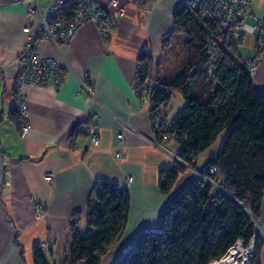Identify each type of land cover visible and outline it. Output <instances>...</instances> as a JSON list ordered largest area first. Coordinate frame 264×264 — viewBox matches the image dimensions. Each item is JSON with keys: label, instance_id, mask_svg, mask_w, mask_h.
<instances>
[{"label": "crops", "instance_id": "obj_1", "mask_svg": "<svg viewBox=\"0 0 264 264\" xmlns=\"http://www.w3.org/2000/svg\"><path fill=\"white\" fill-rule=\"evenodd\" d=\"M117 1L124 15L117 18L106 41L93 24L84 23L69 43H58L57 50L50 43L40 45L39 56L56 61L62 82L58 88L50 81L23 89L28 128L22 132L21 123L11 118L19 72L16 59L27 41L24 27L37 23L26 17L25 4L0 0V264H33V248L42 243L48 244L43 252L48 264H71V226L86 233L89 199L98 179L129 192L122 237L129 227L148 228L158 222L174 194H160L158 172L176 161L178 146L155 140L150 115L136 89V69L145 51L152 59L153 76L171 81L178 74L184 53L175 59L164 56L161 41L172 30L173 12L186 0ZM108 2L98 0L113 16L116 9ZM255 9L263 16L264 0H255ZM241 39L238 55L246 61L254 54L255 35L243 34ZM251 79L264 94V48ZM80 81L92 87V96ZM184 104L183 97L174 93L162 112L171 120ZM93 124L99 138L96 146L84 132ZM219 146L220 138L196 157V167L207 164ZM49 173L54 175L51 183L43 179ZM188 176L190 180L175 192L195 177ZM31 200L42 206L39 220ZM258 217L262 238L258 259L264 264V194ZM126 246L120 238L100 264H115Z\"/></svg>", "mask_w": 264, "mask_h": 264}, {"label": "trees", "instance_id": "obj_2", "mask_svg": "<svg viewBox=\"0 0 264 264\" xmlns=\"http://www.w3.org/2000/svg\"><path fill=\"white\" fill-rule=\"evenodd\" d=\"M186 2L173 12L172 30L161 41L164 56L175 59L184 53L180 71L171 81L153 76L152 59L143 51L137 59L136 89L148 97L155 140L162 142L166 136L168 142L174 141L176 156L188 167L196 169V157L220 138L217 153L201 170L213 184L195 176L175 192L190 173L177 161L161 167L158 190L175 197L164 208L156 227L140 232L115 264H209L224 257L238 241L248 246L254 233L250 216L260 213L264 194V94L254 88L245 69L247 60L238 55L242 35L234 37L229 30L214 37L218 48L208 75V39L214 26L199 21ZM174 93L180 94L185 104L168 120L162 108ZM11 118L19 124L23 121L17 102ZM92 194L86 233L71 226V264H100L127 224L130 195L125 187L98 179ZM261 239L256 233L249 264H260ZM33 264H48L39 245L33 248Z\"/></svg>", "mask_w": 264, "mask_h": 264}, {"label": "built area", "instance_id": "obj_3", "mask_svg": "<svg viewBox=\"0 0 264 264\" xmlns=\"http://www.w3.org/2000/svg\"><path fill=\"white\" fill-rule=\"evenodd\" d=\"M133 1L142 2L144 0ZM17 2L26 5V17L30 20H35L37 23L36 27H32V24L29 23L24 27L23 31L27 34V41L16 59L19 72L16 78L15 99L19 113L23 118L21 130L26 132L28 128L26 122L27 106L23 89L31 85L46 86L50 81H52L55 88H58L62 82L60 66L56 61L39 56L38 49L40 45L50 43L57 50L58 43H69L74 38L79 27L84 23L93 24L102 40L106 41L107 36L117 26V18L124 15V8L118 6L117 0H109L108 7L116 9L115 14L109 16L106 12L107 8H102L98 0H17ZM186 4L188 10L199 21L214 26L213 35L208 39V75H211L213 64L216 60L218 47L214 41L215 36L226 30L231 31L234 37H239L243 34L255 35L254 54L245 64V69L252 78L256 68L259 66L261 52L264 48V15L261 16L257 13L255 0H187ZM80 85L88 97L92 96L91 86L86 85L83 81H80ZM139 98L141 106L147 108L148 97L140 94ZM84 132L89 137L92 145L96 146L99 144L94 124L85 126ZM117 138L121 140L122 135H118ZM163 140H168V138L164 136ZM214 171V169H211V172ZM53 178L54 175L49 173L45 174L43 179L45 182L51 183ZM201 178L213 184L210 179L208 180L203 176ZM215 186L219 188L217 185ZM31 204L35 219H41L43 217L42 206L35 200H31ZM250 218L253 223L254 233L246 249H244L242 241L237 242L247 252L239 264H249L247 260L251 259L253 255L256 233L259 234L261 231L260 218L252 216ZM40 248L42 251H46L48 244L44 243Z\"/></svg>", "mask_w": 264, "mask_h": 264}, {"label": "rangeland", "instance_id": "obj_4", "mask_svg": "<svg viewBox=\"0 0 264 264\" xmlns=\"http://www.w3.org/2000/svg\"><path fill=\"white\" fill-rule=\"evenodd\" d=\"M165 141H169V140H165ZM175 159H176V161L177 162H179L180 164H182L186 169H187V171L190 173L189 175H193V176H197V177H200L201 178V176H203L202 175V171L201 170H203V169H206V166H207V164H205V165H203V166H201V167H198V168H196V169H192V168H190V167H188L184 162H182L180 159H178V157L177 156H175L174 157ZM196 161V160H195ZM210 173L211 174H214L215 173V171L214 172H211V170H210ZM199 175V176H198ZM204 178H206V179H208L209 180V178L208 177H206V176H203ZM190 177L188 176L186 179L187 180H190L189 179ZM186 179H184V180H186ZM203 179V178H202ZM181 182V180H179V183ZM185 182V181H184ZM182 183V182H181ZM181 183H180V185H181ZM179 185V186H180ZM178 186V187H179ZM171 199H172V196H171ZM171 201V200H170ZM128 220V219H127ZM156 224H157V222H154L152 225H151V227H148V228H139V227H137V225H134V227L131 229V227H129V229H127L126 231H125V235L123 236V237H121V244H123V246L125 245H129L131 242H132V240L140 233V232H142V231H144V230H147V229H154L155 227H156ZM127 225V224H126ZM138 229V230H137ZM125 230V229H124ZM124 233V232H123ZM42 244H44V243H42ZM41 244V245H42ZM41 245H39V247L41 246ZM126 246V247H127ZM126 247L124 248V250L126 249ZM244 247V246H243ZM248 246H246V247H244V249H246ZM41 249V248H40ZM48 250V249H47ZM47 250L46 251H43L44 253H46L47 252ZM124 250H122V251H124ZM251 252V251H250ZM121 253H123V252H121ZM253 253H254V251H253ZM251 255V254H250ZM253 256V255H252ZM244 258V256L243 257H240L239 259H238V261H237V264H239L241 261H242V259ZM252 258V257H251ZM217 261H219V260H217ZM250 261V259H248L247 260V262H249Z\"/></svg>", "mask_w": 264, "mask_h": 264}, {"label": "bare ground", "instance_id": "obj_5", "mask_svg": "<svg viewBox=\"0 0 264 264\" xmlns=\"http://www.w3.org/2000/svg\"><path fill=\"white\" fill-rule=\"evenodd\" d=\"M247 252L244 251L240 244H236L222 257L219 261H212L209 264H236V261L239 257L246 256Z\"/></svg>", "mask_w": 264, "mask_h": 264}, {"label": "water", "instance_id": "obj_6", "mask_svg": "<svg viewBox=\"0 0 264 264\" xmlns=\"http://www.w3.org/2000/svg\"><path fill=\"white\" fill-rule=\"evenodd\" d=\"M173 197H175V196L173 195L172 198H173ZM237 204H238V203H237ZM238 205H239V204H238ZM127 247H128V246H127ZM127 247H126V248H127Z\"/></svg>", "mask_w": 264, "mask_h": 264}]
</instances>
